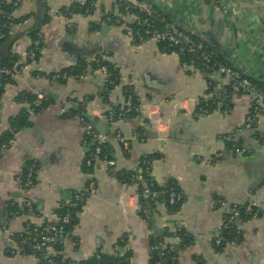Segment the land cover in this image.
<instances>
[{"label":"crops","instance_id":"obj_1","mask_svg":"<svg viewBox=\"0 0 264 264\" xmlns=\"http://www.w3.org/2000/svg\"><path fill=\"white\" fill-rule=\"evenodd\" d=\"M122 1L101 0L92 13H75L71 18L64 10L73 0H22L17 7L16 16L33 14V18L13 30V34L25 33L10 51L20 62H29L27 33L40 9L45 20L37 29L45 42L30 61L31 70L7 83L2 92L1 132L11 131L14 136L0 151V264H43L40 256L13 254L11 239L21 236L28 223L42 227L56 221L57 210L93 180L96 190L76 213L72 237L52 243L44 250L45 258L63 255L86 262L98 253L125 252L133 264H172L154 250L157 245H173L178 249L176 264H264V96L255 123L246 128L254 93L228 94L230 80L220 72L186 67L175 50L162 49L155 40L136 42L126 29L140 22V15L123 14ZM202 1L150 2L167 13L179 30L195 32L230 63L264 81V0H214L215 7ZM222 4L225 8H219ZM118 16L120 24L114 21ZM93 23L99 27L93 29ZM102 24L109 25L105 33ZM103 53L121 78L114 88L106 86L100 67L93 69L90 64ZM68 69L78 76L36 77H52ZM128 86L144 103L158 105L153 115H161V124L145 111L115 122L99 117L111 103L125 101ZM21 92H41L52 103L32 111L28 123L15 129L12 119L23 110L17 99ZM203 99L210 103L208 112L201 111ZM74 106L82 107L93 123L103 122L105 134L97 130L108 137L114 172L99 165L93 174L86 172L82 162L94 156V145L70 110ZM118 131L128 139L126 147L116 138ZM144 159H150V175L159 184L176 180L182 192L176 212L158 200L152 221L137 209L139 185L125 189L117 175L142 172ZM31 165L37 174L25 190L20 181ZM250 201L259 204L263 213L238 218L241 242L217 251L213 241L225 231L228 215ZM29 204L34 215L28 213ZM178 227L192 235L190 244L183 246L179 236L170 235Z\"/></svg>","mask_w":264,"mask_h":264},{"label":"built area","instance_id":"obj_2","mask_svg":"<svg viewBox=\"0 0 264 264\" xmlns=\"http://www.w3.org/2000/svg\"><path fill=\"white\" fill-rule=\"evenodd\" d=\"M11 2L13 0H2ZM101 0H95V6L100 2ZM22 0H16V4H21ZM204 5L208 4V0L202 1ZM217 2V1H216ZM73 3H79L84 4V0H73ZM210 3L214 6L215 1L212 0ZM221 3V2H219ZM121 4V3H120ZM121 6L124 9L123 14H135V10H144L149 15H156L153 6L147 1V0H137L135 3L128 2L126 0L122 1ZM188 5L185 6L187 9ZM215 7V6H214ZM219 8H225L224 4H222ZM75 13H71V16H67L71 18ZM136 17V14L134 15ZM160 16V15H159ZM7 18H11L9 15H7ZM125 18V16L123 17ZM30 19L25 20L23 25H28L30 23ZM114 21L116 24H120L122 22V19L120 16L117 18H114ZM146 23V30L144 33H141L140 31L135 32L133 28L127 27L128 33L134 37L135 41H147V40H155L157 42H169L174 47H176V52L180 56L183 65L186 67H193L194 69H202L199 66L196 65L197 58L201 60V63H203V66L205 67L206 71H218L224 76L227 77V79L230 80L229 89L231 91V95L237 92H252L254 93V99L251 104V110L246 118V121L244 123L246 128H251L253 124L256 121V118L258 114L262 110V94L260 91V88H257V86L254 84V82L248 77L247 73L240 68L236 67L234 64H228V63H220L217 60H215L216 52L208 49V47L204 44L202 39L198 34H195V32H182L177 28L176 25L169 23L165 20H162V22L166 23L165 27L163 29H156V25L149 19H144ZM18 26H13L12 31ZM5 33L1 32L0 37L4 38ZM135 35V36H134ZM29 48L27 50V58L29 62L22 61L15 65L13 68L3 67L0 65V78L3 77V79H10L11 82L15 79H18L22 77L26 72H29L31 70V62L34 61L38 57V53L40 52L44 42L45 38L44 35L40 32L39 37L36 39L29 40ZM106 53L101 54V57H104ZM186 56L192 57L191 59L186 58ZM101 57L98 55L96 56L93 61H95L98 65L100 63ZM100 71L102 75L105 78V81L109 84L115 85L116 81L112 78L109 68L107 65H100ZM78 75L71 73L69 71H63L60 73L54 74L52 77L48 75L43 74H36V77L38 80H47V79H73L77 77ZM133 87V86H132ZM128 91V89H127ZM135 94H130L125 101L121 104L119 102H113L111 103L105 110L104 113L100 114L99 117L102 119H106L109 122H115L117 120H126L127 113L131 112L133 110L137 112H147L149 117H151L152 121L161 124V115L156 113L157 115H153V109H157L158 105L152 104V103H144V101L141 100V96H139L137 93V90H135ZM38 95V101L40 104V101L42 99L47 100L46 96L41 93L37 92ZM136 95V99L134 98ZM228 96V95H227ZM223 101H227V97L223 98ZM85 102V101H84ZM135 102H137V105H135ZM86 103V102H85ZM121 104V107L119 106ZM24 105L29 106L27 102L24 103ZM147 110V111H146ZM30 112L34 111V109L30 108ZM202 112H208L207 108L201 107ZM151 112V113H150ZM83 114L77 115L79 119L81 120L83 129L86 133V136L88 138V141L91 140V143L94 145V157L87 158L83 160L82 164L84 165L86 172L93 174L94 168L99 165L102 166L104 169L112 170L113 172L116 170V162L112 159L111 155L108 153H104V145L108 141V137L106 135L101 134L95 125L93 124V120L87 119L84 115L86 113L85 110L82 111ZM1 125V122H0ZM3 132H1L0 127V151L4 150L7 145L2 144L1 142V135ZM116 138H118L126 147L128 143V139L122 135L119 131L116 133ZM35 174H37V170L35 169V166L31 165L28 167L26 174L24 178L20 181L21 186L26 190L30 188L34 184V178ZM131 182L123 181L125 189L134 186L139 185L141 181H143L145 184V188L143 190H139L136 193V199L141 198H154L157 196V191H154L152 187V183L147 182L146 180H142L141 175L133 174L128 177ZM96 190V183L95 181H91L87 186H85L82 190L75 193L73 196V199L68 203V206L71 208H79L80 205L84 203V201L92 195ZM127 194H124L123 201L126 198L127 201ZM181 193L177 191L175 188H172L170 192V202L171 204H174L176 201L181 199ZM216 203H220V201L216 200ZM125 204V203H124ZM139 204V203H138ZM28 213L31 215H34V208L31 204L28 205ZM259 204H257L255 201H250L247 205L246 212L252 214L254 217H257L259 215L260 210ZM137 209L140 211H143V213L146 215V220L150 221L152 219L151 214L149 213L147 207L143 206L141 203L137 206ZM240 216V211L236 207L234 211L232 212V215L227 218L226 220V228L231 229L235 225V219ZM71 212H67L65 214H57L56 221H50L46 222L42 227L39 226H32L31 223H28L25 229V232L21 235H28L27 237H23L22 240H19L15 237L11 239V252L13 254L18 253H32L33 255L38 252L45 250L48 248L53 242H55L57 239H64L66 237H72V235H69L66 231L67 225L71 222ZM238 232L241 231L240 227H236ZM176 232V230H175ZM224 243L223 238L221 235H217V237L214 239L213 244L217 247ZM237 238H233L230 242H228L226 245H237ZM169 247V245H168ZM215 247V248H216ZM172 246L170 245V248H168V252L172 250ZM219 251V250H217ZM221 252V251H219ZM163 255L165 252L162 253ZM119 256L126 255L125 252H121L118 254ZM94 259H101V253L96 254ZM178 260V251L175 252V254L171 258V263L176 264ZM43 264H59L54 256H48L44 260ZM67 264H79L74 261H69ZM102 264H110V263H102ZM114 264H126L122 261H118ZM128 264H133L132 261Z\"/></svg>","mask_w":264,"mask_h":264},{"label":"trees","instance_id":"obj_3","mask_svg":"<svg viewBox=\"0 0 264 264\" xmlns=\"http://www.w3.org/2000/svg\"><path fill=\"white\" fill-rule=\"evenodd\" d=\"M148 1L150 2L151 0H148ZM218 1H220V0H218ZM150 4L153 6V8L155 10H157V12H156L157 14L154 16V15H149L144 10L143 11L135 10V11H137L139 13L140 19H141L140 22H137L135 24L130 25V28H133L135 32L140 31L141 33H144V31L146 30V23H145L144 19H146V18H149L156 25V27H155L156 29H163L165 27L166 23L162 22V20H165V21H167L169 23L170 22H174L173 19L170 18V16L167 13L163 12L158 7V5H156L153 2H150ZM18 6H19V4H16V0H13L11 2L0 0V33L3 32V33L6 34L4 38L0 37V65H2L3 67L13 68V67H15V65L17 63L20 62L18 55L17 54H13L11 51H9L7 54L2 55L3 53L1 52V46H2L3 42L14 35L12 33L13 32L12 31L13 26H21V25H23L25 20L33 18L32 17L33 14L32 15L16 16L15 12H16ZM95 8H96L95 0H87V1H84V4H79V3L71 4L69 7H66V9L64 10V13L67 16H71V13H84V14L85 13H92ZM7 15H9L11 18L10 19L7 18ZM48 20H49V18H48ZM98 27L99 26H97V24L93 23V29H97ZM39 30H40V28L36 29V30H31L27 34H28V36L31 39H36V38L39 37V33H40ZM202 41L208 47V49H211V50L216 52L215 60H217L220 63H228V64L233 65L232 63H230L226 59V57L223 56V54L221 52H219L216 49V47H214L212 44H209L208 41H204L203 39H202ZM159 47L162 48V49H165V50H175L176 51V47H174L169 42H160L159 43ZM99 56L101 57V54ZM186 58L189 61V59H191L192 57L186 56ZM90 64L93 67V69H98L100 67V65H102V64L108 66L109 72H110L112 78L115 79V81H116L115 85H112V84H109V83L106 82V86L108 88H114L115 86L120 84V81H121L120 75H119V73L116 70H114V67L109 62L108 59H106L104 57H101L99 65L95 61H92ZM196 65L199 66L200 68H202V70L205 71V67L203 66V63H201V60L199 58H197ZM67 71H69L71 73H74V74H76V73L79 74L76 70L71 71L70 69H68ZM248 77L254 82V84L257 86V88H260L261 94H262V96H264V81L259 79V78L253 77V76H249L248 75ZM7 83H11V80L10 79H7V80L3 79L2 80V86H3L2 87V92L3 93H4V87H5V85ZM126 88L128 89V91H126L127 97L131 93L135 94L134 87L128 86ZM230 93H231V91L229 89L228 94H230ZM134 96H135L134 98L136 99V95H134ZM89 97L92 99L94 96L90 95ZM17 99H18V101L21 104H23V110L18 116L13 117V119H12V121L14 120L13 124L16 126V127L14 126L15 129H19V128H21L22 125H26L28 123L29 114L31 113V112H29L30 108L34 109L33 112H35L37 110L39 111L40 109H42L45 106H47V105L52 103L51 102L52 99H50V100L42 99L40 101V104H39L38 95L35 94V93H31V92H21L20 95L17 97ZM227 100H228V98H227ZM25 102H27L29 106L24 105ZM227 103H228V101H223L224 105L227 104ZM135 105H137V102H135ZM119 106L121 107V104ZM200 106L203 107V108H207L209 110L210 103L207 100L203 99V100L200 101ZM70 110L74 114L76 113L77 115H79V114L81 115V114H83L82 111L84 109L82 107L74 106ZM136 114H137V111H135V110H133L131 112H128L127 113V118L130 119ZM84 116L87 119H91V117H89L87 115V113H85ZM18 126H20V127H18ZM13 136H14L13 132H11V131H3L2 135H1V141H2L1 143L5 144V145H8L9 141L12 140ZM107 144L108 143H106L104 145L103 150H104V153L110 154L109 153L110 149L107 146ZM141 162L143 164L142 165V172H140V171H137V172L136 171H127V172H124V173L118 172L117 173L118 177L121 178L122 182L123 181L124 182L125 181L131 182V180L128 177L130 175L137 174V175H141L142 180H146L147 182L152 183V187L151 188L154 191H157V196L154 197V198L151 197V198H141L140 199V203L143 206L147 207V209H148L149 213L151 214V216H152V212L156 209V203H157L158 200H163V202H165L166 205H168V208H169L170 212H176L178 210V208H179V205H180L181 201H182V196H181L180 200L176 201L174 204H171V202H170V192H171L172 188H175L182 195L181 188L178 185V182L176 180H170L169 182H167V184L165 186L159 184L150 175V169H151L150 166H149L150 165V159H144ZM144 184L145 183L143 181L140 182V184H139L140 190H143L145 188ZM247 205H248V203L245 204L244 206L237 207L238 210L240 211V216H238L235 219V222H234L235 225H234L233 228H231V229L225 228V231L223 232V234H221V237L223 238L224 243L222 245H220V246H217V247L214 245L217 250L224 251L226 246H227L226 244L228 242H230L231 240H233L234 237L237 238V242L238 243L241 242V240H242V231L238 232V230L236 229V227L238 226L237 225V223H238L237 219L238 218L254 217L252 214L246 212ZM80 208H81V205L79 206V208L76 209V208H71L67 204V205H62L57 210L58 214H65L67 212H71L72 219H71V222L67 225V228H66V231H67V233L69 235H73L72 229H73L74 223L76 221V219H75L76 218V213L78 212V210ZM259 212H260L259 215H261L263 213V209L260 208ZM141 215H143V217L145 219L147 218L146 215L143 213V211H141ZM231 215H232V213L229 214L227 218H229ZM152 219H151V221H152ZM170 235L172 237L173 236H179L181 238V240H182V245L183 246L188 245V244H190L193 241L192 235H190L182 227H178L176 232L174 231V232L170 233ZM24 236L27 237L28 235H21V236L15 237V238H17L19 240H22ZM53 243L55 244V243H58V242H53ZM168 248H170V245H169V247H165L164 246V248H163V246L161 247V246L157 245V247L154 250L155 251L154 253H155V255L157 257L160 258L161 254L163 252H165L164 256H166V258H168L171 261L172 256L175 254V252L178 249H177L176 246H174V248L168 252L167 251ZM30 254H32V253H30ZM34 255L40 256L41 259H44V260L46 259L44 250L38 251ZM54 257H55L56 261L59 264H67L69 261H74V262H77L79 264H102V263H105V262L110 263V264H114V263H116L118 261H122V262L128 264L130 262V259H129L128 255H124V256L121 257L119 255L115 256V255L101 254V259L92 258V259H90L89 261H86V262H80V261H75V260H72V259H68L67 257H64L63 255H57V256H54Z\"/></svg>","mask_w":264,"mask_h":264},{"label":"water","instance_id":"obj_4","mask_svg":"<svg viewBox=\"0 0 264 264\" xmlns=\"http://www.w3.org/2000/svg\"><path fill=\"white\" fill-rule=\"evenodd\" d=\"M42 10H39V15L37 16L36 21L33 23V25L28 29V31L31 30H35L37 29V27H41L43 25V22L45 20V18L43 16H41ZM109 25L108 24H102V32L105 33L106 30L108 29ZM222 29V25H220L219 27V31ZM25 32H19L14 34L12 37H10L9 39H7L6 41L3 42L2 46H1V52L4 54H7L10 50L11 47L13 46V44L16 42L17 39H19L20 37H22L24 35ZM213 42V40H212ZM2 80L3 77L0 78V106H1V100H2ZM95 125V127L100 130L102 133L105 134V132L102 131V129L104 128V124L103 122H96L94 121L93 123ZM61 239H57L55 242H59Z\"/></svg>","mask_w":264,"mask_h":264},{"label":"rangeland","instance_id":"obj_5","mask_svg":"<svg viewBox=\"0 0 264 264\" xmlns=\"http://www.w3.org/2000/svg\"><path fill=\"white\" fill-rule=\"evenodd\" d=\"M208 1H212V0H208ZM191 7V9H193V7L192 6H190Z\"/></svg>","mask_w":264,"mask_h":264}]
</instances>
